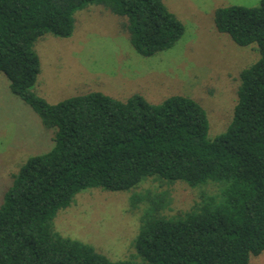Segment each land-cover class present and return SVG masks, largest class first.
Instances as JSON below:
<instances>
[{"label": "trees", "instance_id": "trees-1", "mask_svg": "<svg viewBox=\"0 0 264 264\" xmlns=\"http://www.w3.org/2000/svg\"><path fill=\"white\" fill-rule=\"evenodd\" d=\"M89 4L126 17L144 56L171 48L185 32L163 0H0V71L55 128L53 147L30 156L4 195L0 264H138L55 232L53 221L81 191H127L150 178L193 188L214 183L219 192L202 190L176 216L162 212L163 197L148 196L135 241L145 264H251L264 251V0L215 10L217 29L255 45L260 57L241 71L233 119L213 139L204 107L183 94L155 104L141 93L121 100L91 91L50 103L34 91L36 41L46 33L70 37L75 12Z\"/></svg>", "mask_w": 264, "mask_h": 264}, {"label": "rangeland", "instance_id": "rangeland-1", "mask_svg": "<svg viewBox=\"0 0 264 264\" xmlns=\"http://www.w3.org/2000/svg\"><path fill=\"white\" fill-rule=\"evenodd\" d=\"M163 1L185 25L184 35L174 46L144 56L131 43L124 27L126 17L104 5L89 4L75 12L70 37L46 33L36 41L41 72L34 91L50 103L91 91L121 100L141 93L155 104L183 94L204 107L211 139L225 131L238 102L241 71L260 55L255 45H239L219 31L215 10L226 5L256 6L261 0ZM54 133L55 128L47 127L41 115L13 93L8 77L0 71V205L13 174L30 156L50 150ZM202 190L217 193L219 186L193 188L181 181L150 178L127 191L87 189L58 211L53 229L92 245L112 260L145 264L135 241L150 203L148 196L163 197L162 212L176 216L193 208ZM135 194L141 198L133 200ZM250 263L264 264V251L251 255Z\"/></svg>", "mask_w": 264, "mask_h": 264}]
</instances>
